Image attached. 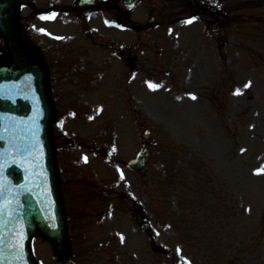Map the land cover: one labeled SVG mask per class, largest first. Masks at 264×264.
I'll use <instances>...</instances> for the list:
<instances>
[{
  "label": "rangeland",
  "instance_id": "obj_1",
  "mask_svg": "<svg viewBox=\"0 0 264 264\" xmlns=\"http://www.w3.org/2000/svg\"><path fill=\"white\" fill-rule=\"evenodd\" d=\"M121 5L30 19L31 45L58 59L53 130L70 234L62 258L37 235L39 263L264 264V0H139L131 21L155 19L141 31L118 25ZM218 26L220 44L207 32ZM135 42L136 62L110 48ZM75 103L77 116L100 112L75 119ZM143 142L152 159L131 171Z\"/></svg>",
  "mask_w": 264,
  "mask_h": 264
},
{
  "label": "water",
  "instance_id": "obj_2",
  "mask_svg": "<svg viewBox=\"0 0 264 264\" xmlns=\"http://www.w3.org/2000/svg\"><path fill=\"white\" fill-rule=\"evenodd\" d=\"M19 58L20 70L0 69V264H38L32 247L37 233L54 241L58 257L69 249L50 134L47 72ZM149 160L145 144L128 165L142 169Z\"/></svg>",
  "mask_w": 264,
  "mask_h": 264
},
{
  "label": "flooded vegetation",
  "instance_id": "obj_3",
  "mask_svg": "<svg viewBox=\"0 0 264 264\" xmlns=\"http://www.w3.org/2000/svg\"><path fill=\"white\" fill-rule=\"evenodd\" d=\"M33 3H35L34 0H17L15 10L12 12L13 14H9L11 8L10 0H0V21L8 22L9 19L12 17L13 28L18 38L21 40L22 48L26 56L31 57L36 61L45 62L47 66H49L52 70L53 63H55V60H53V58H48L45 54L43 55V57L36 55V53L33 52V50L31 49L30 17L31 15L33 16L38 11H40V9L36 7ZM101 3L103 7H108L110 5L109 0H103ZM69 6L70 5H68V8H70ZM61 7L62 4L59 2V0H46L45 5L41 7V11L52 12L53 10L56 11L58 9H61ZM70 9H74V6ZM40 51L43 53V48ZM116 51L117 53H120L121 57H125L126 50L118 49ZM13 64L14 59L12 55V48L10 47L6 34L0 28V67L13 66ZM15 69H17V66H15ZM52 95L55 100H61L62 94L59 91L54 89Z\"/></svg>",
  "mask_w": 264,
  "mask_h": 264
},
{
  "label": "snow or ice",
  "instance_id": "obj_4",
  "mask_svg": "<svg viewBox=\"0 0 264 264\" xmlns=\"http://www.w3.org/2000/svg\"><path fill=\"white\" fill-rule=\"evenodd\" d=\"M187 23H191L192 20H188L186 21ZM149 87L152 88V89H155L157 87H159L158 85H153V84H149ZM193 99H195V97H193ZM258 171H261V172H264V169H261V170H258ZM2 192H3V188L0 187V195H2ZM2 216H3V206L0 205V219H2ZM121 241L123 242V237H121Z\"/></svg>",
  "mask_w": 264,
  "mask_h": 264
}]
</instances>
